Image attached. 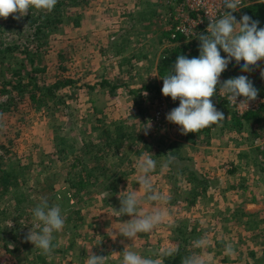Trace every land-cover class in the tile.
I'll return each mask as SVG.
<instances>
[{
  "label": "rangeland",
  "instance_id": "1",
  "mask_svg": "<svg viewBox=\"0 0 264 264\" xmlns=\"http://www.w3.org/2000/svg\"><path fill=\"white\" fill-rule=\"evenodd\" d=\"M134 4L126 0H87V4L83 3L72 9L73 16L82 15L80 26L76 27L72 22L60 26L56 39L45 48L50 49L49 52L47 51L48 54L41 51L39 56L44 57H41V61L37 63L46 67L44 79L47 83L51 84L58 80L56 78L61 71L57 67L60 61L66 70L62 73L63 77L72 81V85L60 90V95H63L67 101V107L62 104L55 105L54 101H50L49 105L57 109L52 115L51 108L37 111L22 99L15 111H7L0 116V145H5L11 151L10 157L13 160H20L28 169L26 179L18 182L19 187L16 188L20 189L18 194H22L25 198L24 213L29 214L41 199H46L50 206L59 205L65 217L63 229L54 233L55 247L46 256L47 264H84L86 257L92 253L109 256L106 264H119L120 253L125 247L143 256L157 259L159 264L163 253L178 248L179 243L176 241L178 236L183 240L185 255L195 253L201 257L203 264H244L247 260L250 264H264V214H260L264 209V184L261 183L264 179L263 175L259 179L260 184L252 186L255 190L249 192V195L256 198L250 206H246L249 195L242 189L240 191L241 187L247 185L250 174L244 173L241 169L236 171L235 180H231L230 175L221 177L225 180L223 186L220 185V190L210 191L207 198L199 201L197 205L194 204V207H188L191 202L186 203L182 199L191 189V185L186 182L187 169L191 170L190 168L194 167L199 172L210 171L211 176L218 175L222 172L219 162L224 161L222 158L224 152L215 153L224 151L229 145L234 146L236 142L234 139H238L239 136L242 141L238 143L241 145V150L250 147V137L254 138L251 136V131L258 126L250 129V122H246L244 134L238 133L234 136L236 131L230 129L234 109L231 110L219 95V98L214 97L212 101L215 107L224 113L225 119L214 124L209 133L200 136V139L197 138L202 142L193 144L186 139V134L180 132L179 126L168 122L166 114L178 106L179 100L173 101L171 97L162 94L164 76L156 74L155 68L158 58L161 59L159 54L169 47H174V43L170 41L172 32L168 29L169 25L162 14L164 11L162 8L165 7L160 4L157 22L161 25L157 24L153 29L156 28L157 32V28H164L167 32L164 41L170 46L164 48L160 45V48L156 46L159 41L156 36H151L150 40H144L138 45L139 41L132 37L136 26L130 27L131 20L126 21L129 19L127 15L132 13L127 14V12L136 8ZM241 15L242 12L236 15L237 20ZM24 30L22 34L6 32L2 35V39L7 44H23L30 35L29 30ZM180 39L185 43L192 41L183 37ZM120 46L126 49V57L117 53ZM141 51L144 54H138ZM18 52L21 54L20 51ZM152 53L155 57L149 55ZM131 55L139 56L133 58ZM144 55L146 58H143ZM15 57L17 56L13 55L10 60L14 61ZM150 58L154 59L153 64ZM126 59H130L128 64ZM142 61L146 63L145 68L138 69ZM27 65L35 67L29 61ZM122 69L129 71L125 77ZM106 79L126 85L117 89V94L110 96L101 86L102 81ZM146 86H156L157 90L152 92L145 89ZM129 89L136 90L135 94H129ZM141 110H144V113L132 120L136 123L134 129L139 130L137 133H132L135 135L134 139L122 143L120 147L119 144L117 146L119 150L114 145L110 151L109 167L112 173L98 172L94 179L98 180L96 186L87 187L80 192L78 196L82 197V201L77 203L75 196L63 183L72 175L70 165L73 163L83 165L89 161V164H94L90 162L89 155H84L86 153L82 149L85 143L101 141L98 134L92 132L94 123L101 117H106L103 122L98 123L106 126L108 123L126 120L131 115L140 113ZM149 123L151 127L145 129L148 126L146 124ZM262 133L258 131L257 144L254 147L261 144L259 135L264 139ZM61 138L76 151L75 155H64L65 160L59 159L62 156L57 152L59 149L57 143ZM102 139L104 143L105 140ZM173 141L181 142L178 151L168 147ZM148 144L153 147L150 152L145 149V145ZM144 152L152 153L157 161V167L151 173L152 184L155 191L163 195V199L148 201L147 194L141 190L138 192V196L143 200L140 209L142 214H148L154 209L162 210L165 219L150 233H139L135 239L129 240L120 234V229L130 217L116 211L120 208L119 197L122 192L127 189L129 192L139 189L137 181L140 174L136 162ZM170 152L177 154L172 155ZM165 154L169 157L174 156L172 157L174 159L169 167L161 172L160 164L167 161ZM232 154L234 156L233 152L227 154V159L232 158ZM188 157L191 159L187 162ZM246 160L247 158H241L246 166L251 163L252 165L259 163L256 165L257 169L264 166V155L258 149L252 151L251 161L246 162ZM231 162L233 161L225 163L230 170ZM233 165L235 166L234 162ZM257 172L260 174L259 171ZM42 176H46L44 180ZM106 176L113 178L103 183L102 180ZM229 177L231 179H227ZM113 180L116 183L112 185ZM100 183L103 184L100 186ZM105 186L110 189H105ZM176 187H179V190ZM14 190L15 188L12 192ZM63 193L70 197L69 205L59 203ZM12 206L15 209L18 204L14 206L12 202ZM238 208L255 216L241 215ZM77 210H80L78 216ZM235 210L240 215L234 216ZM30 214L26 224L29 228H33L34 220L32 213ZM19 217L21 216L16 211L14 217L8 218L6 224H13ZM21 222H24V219L21 218ZM181 227L186 228V234H178V229ZM29 228L19 232L18 240L22 243L19 259L16 254L7 250L6 242L0 239V264H40L36 257L42 253L41 250L25 239ZM21 233L26 235L23 236ZM201 237L206 239L207 244L202 248L193 247V241ZM15 241L12 237L8 239L9 248H12V243Z\"/></svg>",
  "mask_w": 264,
  "mask_h": 264
},
{
  "label": "trees",
  "instance_id": "2",
  "mask_svg": "<svg viewBox=\"0 0 264 264\" xmlns=\"http://www.w3.org/2000/svg\"><path fill=\"white\" fill-rule=\"evenodd\" d=\"M83 3L87 4V0H57L52 11L31 8L29 12L20 19H13L11 15L7 18H0V116L7 111H15L14 109L18 107L17 104H20V101L22 99L24 101H27L31 108L37 111L44 110L43 108L47 110L51 108L53 110L51 113L52 115L57 111V109L49 105L50 101H54L55 105L62 104L64 107L68 106L64 96L60 95V90L72 85V81L63 77L62 73L66 70L65 67H63L62 61H60L57 67V69L60 70L61 73L59 77H54L58 80L54 81L51 84L47 83V81L44 79L46 67L39 65L37 61H41V57H44L43 55H41V57L39 56L41 54V51H43L44 54H48L50 49L46 50L45 48L56 39V35L60 26H64L65 24L69 25L71 24L70 22H72L76 27L80 26V19L82 18V15L73 16L72 9ZM242 13L248 14L253 19L258 20L260 22V26H264V4H258L252 7H248L244 9ZM23 30H29L30 32V35L28 34L29 36H27V39L23 44H7L6 41L2 39V35L6 32H9L10 34H22ZM164 33V37H166L167 32ZM179 37L180 36H178L177 39H170V41L174 43V47H169L162 51L161 59L158 63V74L161 75V77L171 73L172 69L174 68L177 55H185L189 58L199 55L198 39H194L189 43H185L181 42V37ZM120 47L118 48L117 53H124L126 49ZM18 51H20L21 54H19ZM13 55H16L17 57H15L16 59L14 61H11L10 57H12ZM221 55L225 54L221 52ZM138 56L139 55H134L133 58H137ZM59 57L61 56L59 55ZM143 58H146V55H144ZM7 59L9 62H7ZM27 61H29L33 65H35L36 63L37 64L35 65V67H29V65H27ZM128 62H130V60ZM261 65L264 69V63H261ZM128 73L129 71L122 69L123 77H125ZM241 74L248 75L253 81L254 86L258 89V95L264 97V78L256 79L255 76L253 77L252 75H250V71L248 73H243L241 71L240 65L238 64H234L233 66H231L230 71H228V69L224 71L221 74L220 80L222 82L228 78L236 77ZM124 85L126 84L120 85L118 82L116 84L109 79L103 80L101 83L102 89L107 90L106 92L109 93L110 96H114L115 94H117L116 90L123 87ZM144 88L147 90H151L152 92L157 90L156 86H146ZM135 91L136 90L129 89V94L133 95L135 94ZM218 94L219 93L217 92V95H215L214 97H218ZM214 97H212L211 99L213 100ZM139 106H141L140 102ZM47 112L49 113V111ZM142 113H144V110H141L140 113H137L135 115H131L132 118L129 117L126 120L108 123L106 126H101L98 124L99 122H103L106 117H101L102 119L100 118V120L94 123L92 132L98 134L99 138H101V141L98 143H85L82 147V149L86 153L84 155H89L90 162L94 164H89V161L87 162V164L83 165H81L82 163H73L72 165H70L72 175L69 176V178L66 179L63 183L72 192L73 196H75L77 203L82 201V197L78 196L80 192L84 191L87 187L96 186L98 180H94L95 176H97L99 173H112V169L109 167L110 151L112 150L114 145H116L117 147L120 144V147L122 143L125 144L126 141L130 142L131 139H134L133 137L135 135H133L132 133H137L139 130L137 131V129H134L136 123L135 121L132 122V120L137 119V116ZM246 122H250V129L258 126L256 131L252 130L251 133H254L255 135L258 134V131L264 133V109L260 108L258 110L248 111L241 116L233 112L232 120L230 122V129L241 133L245 128ZM213 126L214 125H211L207 128L201 129L196 133H188L186 134V139L193 140L202 135H205L211 131ZM115 135L117 137H115ZM102 138H104L105 140L104 143ZM180 145V143L175 141L168 145V147L175 148L176 151H178ZM57 146H59L57 152L60 154V156H62V158L59 159L65 160L66 157L64 155H75L76 151L74 147H72V145H69L66 140L62 138L59 139ZM146 146L148 150L152 151V147L149 146V144ZM119 147H117L118 150ZM10 154L11 151L5 145H0V239L2 238V240L6 242L5 247L7 248V250H9L11 253L16 254L19 259L22 246V243L18 240L19 232H23L29 228V225L26 224V222H28L27 220L31 216L30 213L32 212H30L29 214L24 213L23 201L25 198L22 194H18L20 189H16L19 187L18 182L26 179V172L28 169L21 163L20 160H13V158L10 157ZM170 154L176 155V153L173 152H170ZM162 155L164 156V153H162ZM165 157L168 159L169 156L165 154ZM179 159L183 158L179 157ZM97 162L99 163V165H95V163ZM121 163H123V160ZM185 170L186 169H184L183 172H185ZM45 177L46 176H42V180H44ZM191 177V174L188 175V178ZM110 178L113 177L106 176V178L102 180L103 183L105 181H108ZM197 182L202 183V181H200L199 179L197 180ZM103 183H100L99 185L101 186ZM115 183L116 182L113 180L111 184L113 185ZM14 188L15 190L12 192V189ZM176 188L179 190V187ZM105 189L109 190L110 187L105 186ZM106 200L107 199L105 198V201ZM12 202H14V206L18 204L15 209L12 206ZM69 202L70 197L63 193V197L59 201V203L61 205H63V203H65V205H69ZM16 211L19 212V216L21 217L16 219L11 225L6 224L8 218H11L12 216L14 217ZM79 213L80 210H77V216L79 215ZM21 218L24 219V222H21ZM186 233L187 231L185 227H181L180 229H178L179 235H183ZM21 234L23 236L26 235V233ZM7 235H10V237L7 238ZM11 237L16 241L12 243V248H9L8 239H10ZM180 239V236L176 238V241L179 243L178 248L175 251H171L172 255H166L165 253L167 252L163 253L159 264H180L181 259L186 256L183 240ZM7 244L8 246H6ZM46 256V254L43 255L42 253H40L39 255H37L36 260H39L40 264H47ZM244 264H250L249 260H247Z\"/></svg>",
  "mask_w": 264,
  "mask_h": 264
},
{
  "label": "clouds",
  "instance_id": "3",
  "mask_svg": "<svg viewBox=\"0 0 264 264\" xmlns=\"http://www.w3.org/2000/svg\"><path fill=\"white\" fill-rule=\"evenodd\" d=\"M56 2L57 0H0V18L11 15L13 19H20L31 8L52 11ZM223 7V13L210 20L206 32L199 35V55L190 58L177 55L171 73L162 78V94L171 97L173 101L179 100L178 106L166 114V120L179 126L182 134L196 133L225 119L224 113L215 107L211 99L217 92L238 109L247 110L250 102L255 101L258 96V89L248 75L241 74L222 82L220 77L233 60L240 65L243 73H248L252 66L264 63V26H260V22L248 14L241 15L237 20L233 13L242 9L241 0H223ZM221 52L225 55H221ZM261 77L264 78V69L261 70ZM146 125L145 129L151 127L150 123ZM153 157L152 153L140 154L136 162L140 174L137 181L139 189L130 192L127 189L119 197L120 208L116 212L130 217L123 223L120 234L129 240L135 239L139 233H150L165 219L162 210L154 209L148 214H142L140 209L143 200L138 192L141 190L147 194L148 201L163 199V195L157 193L152 184L151 173L157 167V161ZM172 159L168 157L167 161L160 164L161 172L169 167ZM31 212L34 227L29 228L25 239L43 254H50L55 247L54 233L60 232L65 224L61 207L50 206L46 199H41ZM206 244L203 237L193 241L195 248H202ZM128 248L125 247L120 253L119 264H157V259ZM165 254L172 255V252L169 250ZM108 257L92 253L86 257L84 264H106ZM180 264H203V261L193 253L183 257Z\"/></svg>",
  "mask_w": 264,
  "mask_h": 264
},
{
  "label": "crops",
  "instance_id": "4",
  "mask_svg": "<svg viewBox=\"0 0 264 264\" xmlns=\"http://www.w3.org/2000/svg\"><path fill=\"white\" fill-rule=\"evenodd\" d=\"M126 1H128L129 3H135L133 6L136 7V8L133 11L127 12V14L130 13V12H132V13L127 15L129 19L126 22H129L131 20V23H129L130 27H135L136 26L133 29V30H135L134 31L135 33H132V37L135 38V40L137 39L139 41L137 43V45L139 43H141L142 41H144V40H147V41L150 40L151 36H156V38L159 39V41H157V45L156 46H159L160 48H161L162 45L164 46V48H167L168 46H170L164 41L165 38H166V37H164V35H165L164 28H161L159 26L160 28H157V32H156V28L153 29L154 27L157 26V24L158 25L160 24V22H157V16H159L158 15V11L160 10V7H161L160 4L162 3V0H126ZM122 20H121V22H123ZM130 27H128V28L130 29ZM130 30L132 32V29H130ZM139 48H141V47H139ZM138 54H144V53H143V51H141ZM145 54H147V53H145ZM161 54H162V52H161ZM161 54H159L160 57H161ZM121 55H124V57H126L125 56L126 55L125 52L121 53ZM149 55H153L155 57L154 53L149 54ZM131 56H133V55H131ZM129 60L130 59H126V61H127L126 63L127 64L129 63L128 62ZM153 60L154 59L150 58V62L152 64L154 63ZM159 60H160V58H158V63H159ZM145 65H146V63L144 61L140 62L139 65H138L139 66L138 69L145 68ZM155 66H156L155 68H156V71H157L156 74H158V64L155 65ZM122 67H123V65H122ZM244 131L241 132V135L244 134ZM237 134H238V132H235L234 136H236ZM257 135H255L254 133H251V136H254V138L250 137V139H251L250 147H247L245 150H241L242 149V148H240L241 145L238 144V143L242 142V141H240V139H239L240 136H239L238 139H234L236 141L234 146L229 145L228 148H224V151H220L218 153L216 152L215 154H219V153H223L224 152L222 154V158L224 159V161L219 162L220 165L222 166V170H221L222 172L219 173L216 176H215V174L213 176H211L210 171H207L206 173L199 172L194 167L190 168L191 169V173H190V170L187 169V174L188 175H190V174L192 175L191 178H188V175L186 176V178H187L186 182H188L191 185V187H190L191 189H190V191H187L186 195L183 196L182 199H183V201H186V203L191 202V203H189L187 205L188 207H194V204L197 205L201 201L205 200L207 198V196L210 194V191H212V190H214V191L215 190H220V185L223 186L224 180H225V179H221V177H224L226 175H230L232 179L230 177L227 178V179L235 180L236 171L240 170V169L244 173H249L250 174L248 176L247 185L244 186L243 188L241 187L240 191L242 189L243 192H246V194L249 195L250 191L255 190V189L252 188V186H256V185L260 184V180L259 179H260L261 175L264 176V166L261 167L260 169H257V166H256L259 163H255V165H254V163H253V165L251 163L249 166L248 165L246 166V165H244L242 163L241 158H247V160H250L251 157H252V151L256 150V149L261 151L262 154L264 155V139H262V137L260 135H259V140L261 141V144L254 147V145L257 144L256 143ZM189 141H192V143L194 144V143H197L200 140H198L196 138V139L189 140ZM173 142H175V141H173ZM200 142H202V141H200ZM178 143H181V142H178ZM149 146L152 147L151 144H149ZM145 147H147V146L145 145ZM145 149L147 151H150L147 148H145ZM232 152L234 153V156L232 154L231 155L232 158L227 159V154L232 153ZM215 154H213V155H215ZM172 157H174V156H172ZM190 159L191 158L188 157L187 158V162L190 161ZM230 160L233 161L234 164H235V166H234L233 162H231V165H232V167L230 166L231 170L227 167V164L225 165V163H229ZM247 160H246V162H249ZM239 161L241 163H238ZM257 171H259L260 174ZM262 171H263V173H262ZM214 178H217V179H214ZM196 179L197 180L199 179L200 181H202V183L197 182ZM261 183L264 184V179L261 180ZM237 192H238V190H237ZM237 192H236V194H237ZM255 200H256V198L254 196L249 195L248 199L246 200V206L253 205ZM263 210H262V212L260 214H264ZM238 211L240 212L241 215L248 214V215H245L246 217L255 216V215H253L251 213L243 212L242 209H239ZM237 213H238L237 210H235L234 211V216L240 215V214H237Z\"/></svg>",
  "mask_w": 264,
  "mask_h": 264
},
{
  "label": "built area",
  "instance_id": "5",
  "mask_svg": "<svg viewBox=\"0 0 264 264\" xmlns=\"http://www.w3.org/2000/svg\"><path fill=\"white\" fill-rule=\"evenodd\" d=\"M161 4L165 7L162 8L164 10L162 14L169 25L168 29L172 32V39H177L178 36L189 40L198 39L201 33L206 32L209 21L217 18L224 11L223 0H162ZM258 4H264V0H241L242 9L234 12L233 15H239L244 9ZM232 62L228 70L231 69L233 63L237 64ZM262 69L261 63L252 66L250 75L260 79ZM221 98L239 116L248 111L264 109V97L261 95H258L255 101L250 102L248 110L238 109L234 103L227 101L226 97Z\"/></svg>",
  "mask_w": 264,
  "mask_h": 264
}]
</instances>
